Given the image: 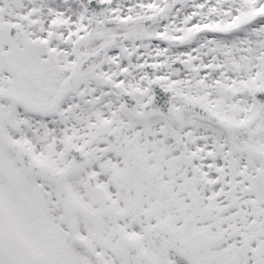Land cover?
<instances>
[{
	"label": "snow or ice",
	"instance_id": "6c2138e0",
	"mask_svg": "<svg viewBox=\"0 0 264 264\" xmlns=\"http://www.w3.org/2000/svg\"><path fill=\"white\" fill-rule=\"evenodd\" d=\"M0 264H264V0H0Z\"/></svg>",
	"mask_w": 264,
	"mask_h": 264
}]
</instances>
